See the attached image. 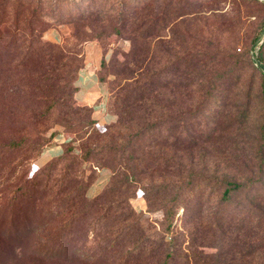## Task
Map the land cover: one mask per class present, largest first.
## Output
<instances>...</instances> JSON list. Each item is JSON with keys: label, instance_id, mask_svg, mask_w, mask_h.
<instances>
[{"label": "rangeland", "instance_id": "obj_1", "mask_svg": "<svg viewBox=\"0 0 264 264\" xmlns=\"http://www.w3.org/2000/svg\"><path fill=\"white\" fill-rule=\"evenodd\" d=\"M54 66L63 81H45L52 86L39 104L23 79ZM87 66L107 112L94 119L76 107L80 127L64 120L62 105L70 98L88 107L75 99ZM260 66L264 0H0V143L11 135L19 143L0 162V264H264ZM57 88L63 103L53 100ZM49 105L44 121L28 119ZM86 127L119 133L129 186L83 216L81 197L62 211L67 183L87 184L90 199L122 176L80 161L81 151L61 162L38 157L55 140L78 147ZM24 138L37 152L21 158ZM10 214L20 233L12 242L4 233Z\"/></svg>", "mask_w": 264, "mask_h": 264}, {"label": "trees", "instance_id": "obj_2", "mask_svg": "<svg viewBox=\"0 0 264 264\" xmlns=\"http://www.w3.org/2000/svg\"><path fill=\"white\" fill-rule=\"evenodd\" d=\"M29 47L30 46H27L26 52L28 50V53H30L32 51V52H34L35 55H45L46 61L54 63L55 65H57V63H60L59 58L56 57L55 55L50 56V54L48 52H44L43 50H41L39 48L33 49L31 47V49H30ZM61 66L64 67L65 64L62 62V63H60L59 68ZM260 69H262L261 71H263L264 67L260 66ZM52 70H54V71L50 70L51 72L48 71V72H44V73L43 72L36 73V74H33V76H31V77L26 76V78H27L26 80H25V78L23 79V81H25L23 84L25 87V88L23 87L24 92L28 93L29 95H33L32 92L37 90L39 93L38 94L39 97H41L39 99V104L45 103V100L43 98H46V95L44 93H49V90H50L49 88L52 86V83H45V81L51 80V81H55V83L63 81L62 76H59V78L56 76H54V77L52 76L53 73L58 70V67L54 66ZM30 80L38 81V84L33 83L34 85H32L31 83H28L27 81H30ZM16 87L20 90V84H17ZM25 89L27 91H25ZM58 89L59 88L56 89V93H57L56 95L58 96V98L53 99V100L55 103L59 100H60V102L63 103V97H64V96H62L63 91H60V89L59 90ZM72 92H74V90H72ZM124 105L126 106V104H124ZM76 107L79 109L85 108V110L87 112L92 111L91 107H81V106L75 105L73 100L72 99L70 100V98H69V102L62 105V108L64 109V111H62V114L61 113L60 114L64 115L66 117L64 120H66L70 123L72 121H75L74 126L82 127L80 119L77 117L76 118L74 117V115L76 114V110H77ZM49 108H52V107H50V105H49L45 108L39 107L37 109L29 111L28 119L32 120L33 123L38 122V121L39 122L44 121L43 117L45 116V113L47 111H49ZM122 109H123V106L120 108V110H122ZM24 111L25 110H22V112H24ZM86 118H85V124L84 125L87 124V126H90V124L92 123L93 120L92 119L86 120ZM120 122H122V120ZM117 124L121 125V123H119V122ZM116 125L108 126L105 129H107V130L112 129V131H113V128H116ZM87 129L88 128L86 127V130L83 132V134H80V136L77 137V139H80L83 135L85 136L84 142L80 143L78 147L73 145L75 139L67 140L63 143L64 145L69 143V145L66 148H64V147L62 148V154H61V156L57 162L68 160L69 159L67 156L68 153L77 154L78 153L77 151H81L80 158H79L80 161L96 162V164L99 165L101 168L106 167L109 170H111L112 173H111L110 179L116 178L118 176H122L123 179L120 180L119 182L114 183V184L109 183L108 187H106L102 191V193H99L90 199H87L86 196H84V193L82 192L86 188L87 184L86 185L83 184L82 186H80L78 184V182H76V181H69L68 182L69 184L67 183L68 186H66V189H68V191H69V195H70L69 201L71 203L69 202L68 204L63 205L62 211H64V210L70 211V209L72 208L74 203H77V206H79L78 199L81 197V202H83V206L85 207V210H83L81 212L83 214V216L90 215L93 211H95V209L98 207V204H99L98 200L100 198L109 197V196H112V195L119 193V192L123 193L122 187L127 188L129 186V184H126V182H123V181H127V178H128L127 174L125 173V170L128 169L127 168L128 166L124 162V153L126 151L127 144L116 145L117 141L119 139H121V137H119V135H118L119 133H116V135H115L113 132L112 133L109 132L107 135L106 134L107 132L102 134L101 132H99L95 129H90L88 131H87ZM101 136L105 137L106 141L104 140V142L103 141L101 142L100 140L103 139V138H101ZM15 139L16 138L12 139V135H11L8 142H6V143L1 142L0 143V162H1V160H4L5 157L8 155L7 151L10 153V150L6 149V147L11 148V149L17 148V145L19 143ZM19 146H20V151H21L20 155H22L21 158L22 157L23 158L28 157L27 156L28 153L31 154L35 151L37 152V142L34 139H32L31 142H27V138L20 139V145ZM29 151H33V152H29ZM19 159H20V157H19ZM234 187H237V185L234 184ZM228 192H229V189L226 188L223 190L222 195H226ZM13 200H15V195H12V198L9 200V203L12 204ZM0 208H1V210H0V227H2L1 226L2 220L6 219V217H5L6 214H5V210H4L5 204L4 205L0 204ZM10 215H12V214H10ZM12 217L13 218H10L8 220L9 226H7L5 228L6 231L4 232L6 234L7 240L9 239L10 242H12L15 238L20 239V233H16L17 229L12 228V225L15 224V221L13 220V219H15V217L13 215H12ZM99 217L104 218L105 217L104 213L101 212V214L97 215V218H99ZM27 230L24 229L23 231H21V236H24L26 234ZM48 241H50V239H48ZM46 250L48 251V249H46ZM29 253H34V251L29 252ZM44 253L45 252H43V254ZM36 254L40 255V252H36ZM48 255L50 256L51 254H48Z\"/></svg>", "mask_w": 264, "mask_h": 264}, {"label": "crops", "instance_id": "obj_3", "mask_svg": "<svg viewBox=\"0 0 264 264\" xmlns=\"http://www.w3.org/2000/svg\"><path fill=\"white\" fill-rule=\"evenodd\" d=\"M76 93L75 99L78 103L91 107L93 110V118H99L102 113H100L98 104L101 102L99 97L101 94L99 93V87L97 85V76L93 69L88 66L84 69L80 70L76 76ZM97 109V110H94ZM102 120V119H101ZM105 123V120L103 121ZM64 140H55L51 146H48L46 153L40 154L38 157L39 162L44 163L49 159L58 158L62 154V148ZM38 164V160L35 161ZM39 165V164H38ZM90 185L88 187V191L94 190L95 186Z\"/></svg>", "mask_w": 264, "mask_h": 264}, {"label": "built area", "instance_id": "obj_4", "mask_svg": "<svg viewBox=\"0 0 264 264\" xmlns=\"http://www.w3.org/2000/svg\"><path fill=\"white\" fill-rule=\"evenodd\" d=\"M98 106H99V110H100V113H102V115H105L106 114V106H105V104H104V102H100L99 104H98ZM47 150V149H46ZM46 150H44V153H46L47 151ZM43 151V150H42ZM41 151V152H42ZM40 152V153H41Z\"/></svg>", "mask_w": 264, "mask_h": 264}]
</instances>
